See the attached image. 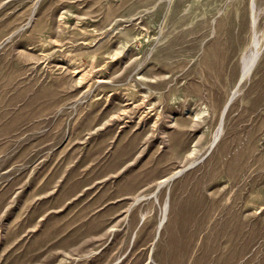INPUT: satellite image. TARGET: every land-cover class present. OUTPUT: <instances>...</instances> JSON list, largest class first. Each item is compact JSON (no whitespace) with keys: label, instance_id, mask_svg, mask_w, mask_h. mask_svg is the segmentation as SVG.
<instances>
[{"label":"rangeland","instance_id":"374dc122","mask_svg":"<svg viewBox=\"0 0 264 264\" xmlns=\"http://www.w3.org/2000/svg\"><path fill=\"white\" fill-rule=\"evenodd\" d=\"M0 264H264V0H0Z\"/></svg>","mask_w":264,"mask_h":264}]
</instances>
